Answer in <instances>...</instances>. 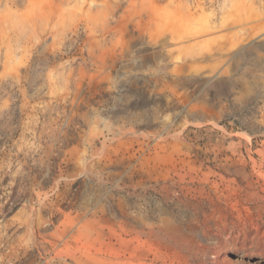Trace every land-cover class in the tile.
Here are the masks:
<instances>
[{
    "label": "rangeland",
    "instance_id": "374dc122",
    "mask_svg": "<svg viewBox=\"0 0 264 264\" xmlns=\"http://www.w3.org/2000/svg\"><path fill=\"white\" fill-rule=\"evenodd\" d=\"M0 264H264V0H0Z\"/></svg>",
    "mask_w": 264,
    "mask_h": 264
},
{
    "label": "bare ground",
    "instance_id": "6f19581e",
    "mask_svg": "<svg viewBox=\"0 0 264 264\" xmlns=\"http://www.w3.org/2000/svg\"><path fill=\"white\" fill-rule=\"evenodd\" d=\"M145 230V229H144ZM145 233V232H144ZM140 235V234H139ZM143 235V234H142ZM144 236H145V234H144Z\"/></svg>",
    "mask_w": 264,
    "mask_h": 264
}]
</instances>
